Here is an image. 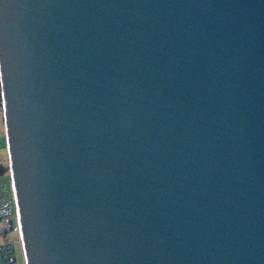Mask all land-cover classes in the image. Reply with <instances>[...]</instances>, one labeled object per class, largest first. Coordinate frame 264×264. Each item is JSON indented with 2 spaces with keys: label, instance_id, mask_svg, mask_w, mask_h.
Returning <instances> with one entry per match:
<instances>
[{
  "label": "water",
  "instance_id": "water-1",
  "mask_svg": "<svg viewBox=\"0 0 264 264\" xmlns=\"http://www.w3.org/2000/svg\"><path fill=\"white\" fill-rule=\"evenodd\" d=\"M26 264H264V0H0Z\"/></svg>",
  "mask_w": 264,
  "mask_h": 264
},
{
  "label": "built area",
  "instance_id": "built-area-1",
  "mask_svg": "<svg viewBox=\"0 0 264 264\" xmlns=\"http://www.w3.org/2000/svg\"><path fill=\"white\" fill-rule=\"evenodd\" d=\"M0 115L4 118L3 100L2 107L0 108ZM7 179L8 186L2 185L0 182V264H17L15 244L14 241L10 239V235L14 232L17 233L18 240L21 243L24 262L26 264L22 243L19 208L10 168Z\"/></svg>",
  "mask_w": 264,
  "mask_h": 264
},
{
  "label": "rangeland",
  "instance_id": "rangeland-1",
  "mask_svg": "<svg viewBox=\"0 0 264 264\" xmlns=\"http://www.w3.org/2000/svg\"><path fill=\"white\" fill-rule=\"evenodd\" d=\"M4 141L6 142L4 121L2 123L0 121V182L2 185L8 186L7 177L9 175V158L8 151L4 148ZM10 239H12L15 244L17 264H25L22 246L20 241L18 240L17 233H12L10 235Z\"/></svg>",
  "mask_w": 264,
  "mask_h": 264
},
{
  "label": "trees",
  "instance_id": "trees-1",
  "mask_svg": "<svg viewBox=\"0 0 264 264\" xmlns=\"http://www.w3.org/2000/svg\"><path fill=\"white\" fill-rule=\"evenodd\" d=\"M2 107V100H1V86H0V108ZM1 117H0V121H1V123L4 121L3 120V117H2V115H0ZM4 143H5V150H7V145H6V142L4 141Z\"/></svg>",
  "mask_w": 264,
  "mask_h": 264
}]
</instances>
